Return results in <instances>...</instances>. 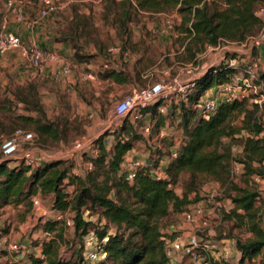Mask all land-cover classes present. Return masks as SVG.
I'll return each instance as SVG.
<instances>
[{
	"label": "trees",
	"instance_id": "trees-1",
	"mask_svg": "<svg viewBox=\"0 0 264 264\" xmlns=\"http://www.w3.org/2000/svg\"><path fill=\"white\" fill-rule=\"evenodd\" d=\"M135 1L137 10L148 13H162L177 7L182 17L178 33L184 35V41L188 40L186 47L191 58L206 46L240 42L257 35L263 27V20L257 11L264 7V0H221L212 3L207 0ZM123 51L125 49L121 48V53ZM74 57L77 62L83 61V56L79 54ZM114 73H110L111 76ZM232 74L233 71L222 64L210 68L204 76L193 81L194 86L188 91L186 102L172 99L180 101L176 116L180 118L182 136L176 157L165 169L166 179L156 180L146 169H140L130 184L120 174L126 154L134 148L136 141L141 140L137 133L141 122L131 124L124 119L119 127L111 131L114 142L109 147L105 141L108 134H102L94 141L97 155L90 159L93 168L84 177L71 175V165L64 160L45 162L35 167L23 161L15 166H10L8 160L0 161V209L23 205L28 211L35 196L51 195L54 209L59 212L70 209L75 213L74 229L82 242L90 233L91 226L84 220L83 211L99 208L115 233H108L107 226L94 233L100 241L107 238L102 246L106 256L97 264H169L165 243L169 236L162 233L166 220L199 201L196 191L201 184L216 182L221 186L231 185L234 194L226 199L233 204V208L224 218L242 234V238L233 240L239 253L238 264L250 263L264 250V205L255 187L232 185L231 173L236 163L243 167L245 184L253 177L264 178V139L260 136L264 126V109L261 110L264 101L259 103L264 95V73L259 75L261 91L253 94L250 100L222 103L208 118L198 115L194 109V104L207 90L228 82ZM27 95H37L33 86L27 89V94L18 89L17 102L25 106L33 104L30 111L41 115L43 120L24 115L19 116L20 120L33 124L38 136L59 140L60 134L54 123L44 120V113L36 99L29 100ZM163 102L167 103L160 100L154 105L159 106ZM236 120L240 124H235ZM159 122L163 123V117L159 118ZM242 134L244 139L236 138ZM223 139L230 140L224 144ZM234 144L241 147L239 153L233 152ZM182 175H188L190 182L187 189L178 195L173 187ZM65 181L75 187L72 198L62 187ZM44 231L50 233L51 238L36 243L41 252L29 256V264H82V245L68 259L60 254L65 243L62 222H46Z\"/></svg>",
	"mask_w": 264,
	"mask_h": 264
},
{
	"label": "rangeland",
	"instance_id": "rangeland-1",
	"mask_svg": "<svg viewBox=\"0 0 264 264\" xmlns=\"http://www.w3.org/2000/svg\"><path fill=\"white\" fill-rule=\"evenodd\" d=\"M16 1L22 3L19 8H23L24 17L30 20L27 18L25 10H27V8L38 9L39 0ZM54 1L56 4L63 6L62 11L55 13V18L65 21V26L62 30L73 37V45L78 51L81 49V52L84 54L87 50L94 48L101 55L100 59H93L97 63L100 62L101 59L108 60L109 57L106 54L108 48L111 46L118 45L122 49L126 48L131 50H133L135 46L137 49L141 50L142 53L146 54L145 63L147 66H151L152 76L149 77V85L158 81H164L166 84L179 72H183V83L196 81L204 76L210 68L220 66V64L216 65V63L210 62L208 58H203L202 56L205 50L211 46H206L200 52H196L195 57L191 58L190 53L187 51L188 47H186L189 45L187 44L188 40L184 41L182 39L184 35L178 33V26L182 17L177 7L167 9L162 13H148L137 10L135 0ZM213 1L220 2L221 0H207L208 3H212ZM5 11L6 7H4L3 1H1L0 21L6 16ZM6 17L7 24L9 20L13 21L11 15L8 14ZM33 21L39 24L43 20L36 18L33 19ZM138 36H140L139 39ZM191 49L194 50L195 48L192 46ZM17 54L18 52H13L0 56V141L2 140L3 143L5 139L11 138L16 130H21L25 134H31V138L18 140L15 151L10 154H4L1 143L0 154L2 158L0 161L8 160L11 162L10 166H12L20 161L24 162V157L26 155L37 163L64 160L68 161L71 165L69 172L71 175L84 177L88 173L87 164L92 156L91 149L90 147L86 149L87 153L82 151L73 153L72 148L74 143L76 141L89 140L94 142L102 134H108L105 141L111 144L114 142V135H112L111 131L115 130V125L121 124V119L115 118L111 112L110 102L107 101L109 93H105L108 97L105 95L103 104L97 109L90 106L91 91L89 85L79 86L78 93L83 95V99L85 100L83 104L77 102L80 101V99L78 100L75 94H70L72 92L56 91L54 92L53 99L48 97L43 98L40 96V92L42 89L46 90V86L38 77V74L34 73L28 76L23 82L16 79V68L14 66L17 64L14 60L23 58L21 55ZM212 54L213 52L211 55ZM226 55L228 58L231 56H243L241 52L235 53L232 51H229ZM83 59V61H86L87 56H84ZM18 64L19 67H22V62L20 60ZM30 86L35 88L37 95H27V98H29V100L36 99L44 113V120L52 122L56 126L60 134L59 140L38 136L34 130L33 124L20 120L19 116L23 115L43 120L41 115H38L35 111H30V108L34 107L33 104L25 106L16 100V92L18 89H21L22 93L27 94V89ZM260 91L261 88H258L257 94ZM263 101L260 103H263ZM167 104L168 103H166V105ZM169 104L172 110L170 113L166 111L163 113L157 112V115L165 116L168 119L172 118L174 115L176 116L178 114L176 108H178L180 104L179 99L171 101ZM162 105H165V103L163 102ZM263 105L261 110L264 109ZM158 123L159 120L157 119L156 124ZM235 124H240V121L236 120ZM152 131L153 130H151L149 136L146 137L140 135L137 130L141 140L135 142L134 148L139 149L142 142L145 140L150 141L155 134L154 131ZM241 137L244 139V134L236 138L241 139ZM229 140L230 139H223V143L227 144ZM169 144V141L161 144L162 149L160 150V154L156 152L147 157L152 160V165L156 166L163 157L168 158L166 147H168ZM92 147L94 148V145ZM234 147L236 149H234L233 152L239 153L241 151L239 145L236 146V144H234ZM165 148L166 151H163ZM124 170L125 168L123 166L122 172H124ZM231 179L232 185L241 188L255 187L258 191L260 183L253 177L249 180L248 184H245L243 171ZM259 180L261 179L259 178ZM189 182L190 179L188 175H182L177 184L173 187L176 194L181 195L184 190L187 189ZM62 187L64 191H66V194L71 191V194L68 195L70 198L74 196V186L69 185L66 181ZM215 193L221 194V196L226 199L228 195L234 194V191L231 185L221 186L216 182H205L201 184L196 191V195L200 199ZM260 198L261 203L264 205L262 200L263 196L260 195ZM39 199L41 200L42 207L47 211L45 216H42L39 212L36 213L33 206L30 207L28 211L27 207L23 205L18 207L6 206V208H9H5L8 211L4 212L6 215L4 216L5 218L0 233L7 236L9 241L23 244L26 248L28 247V250L31 252L22 255L3 252L0 254V264H25L29 256H32L33 253L40 254L41 248L36 246V243L42 240V231H44L45 223L54 221V214L58 211L53 208V196H39ZM61 213H63L65 218H71L75 214L70 209H66ZM83 218L85 221L91 223L90 233L87 235L95 236L94 233L96 231H101L106 226L108 228L106 230L108 233H115V229L107 224L99 208L84 210ZM63 225L65 243L61 246L60 254L63 258L68 259L73 252L82 245L84 238L81 242L76 236L74 227H68L64 223ZM184 226L185 227L181 229L183 232L187 229L185 224ZM59 227L60 226H58V228ZM208 231L210 236L214 239L228 240L231 244H234L233 240L235 238H242L239 229H234L231 222L227 221L224 217L218 218L216 215L210 220V228ZM55 233H57V231H55ZM165 234L169 235L167 232H165ZM259 258L260 261L257 262L254 260L255 263L264 264V253H260ZM229 264H237V262L233 259Z\"/></svg>",
	"mask_w": 264,
	"mask_h": 264
},
{
	"label": "built area",
	"instance_id": "built-area-1",
	"mask_svg": "<svg viewBox=\"0 0 264 264\" xmlns=\"http://www.w3.org/2000/svg\"><path fill=\"white\" fill-rule=\"evenodd\" d=\"M3 4L6 7V16L8 14L11 15L16 24L28 29L37 24V20H27L24 17L23 8H19L22 4L20 1L3 0ZM62 10L63 6L56 4L54 0H39L36 18L44 20ZM257 15L263 20V27L257 35L250 36L240 42H227L237 48L236 52L243 54L241 57H226L222 62V65L233 71L229 81L216 86L209 96L200 97L194 104L195 111L203 118L214 115L218 106L222 103L250 100L253 94H257L258 88L262 87V83L259 80L260 65L253 55L255 50L264 42V7L258 9ZM6 16L0 21V56L18 52L24 58L27 69L36 74L42 73L51 64L57 66L59 70L56 76L60 74L66 77L70 74L75 67V63L69 61L56 51L45 50L34 44H24L19 36L8 30ZM120 53L121 47L118 45L108 48V61ZM182 75L183 72H179L166 84L164 81H158L147 87L132 90L128 95L115 103L112 109L113 116L121 119V123L124 119H127L131 124H137L144 122L146 116L144 110L160 100L171 103L172 99L179 98L186 102L188 91L194 86V83L193 81L183 83ZM262 100L263 96L260 97L259 103ZM164 109V105L160 106L159 112L163 113ZM120 125H115L114 127L117 128ZM151 129L150 123H144L139 127L140 134L146 137L149 136ZM260 136L264 139V126ZM29 138H31V134H25L21 130H16L11 138L2 143L4 154H10L15 151L18 140ZM93 145L94 142L92 140L76 141L72 152L77 153L82 151L87 153L86 149L90 147L92 155L90 159H93L97 155V151L92 147ZM107 145L109 147L110 144L107 143ZM180 146L181 138L174 139L168 158L163 157L156 166L152 165V163L132 160L125 163L124 172H122L121 167V174L130 184L133 183L136 172L140 169H146L156 180L166 179L165 169L171 159L176 157ZM234 149L236 148L233 147L232 150L234 151ZM24 163L30 167L40 164L34 162L28 155L24 157ZM92 168L93 164L90 160L87 164V171H91ZM242 168V165L234 163L231 178L242 172ZM255 179L258 181L259 177H255ZM70 194L71 191L67 192V195ZM32 206L36 210V213L39 212L42 216L46 215L47 211L42 207L39 196L33 198ZM232 208L233 204L228 199L223 198L221 194L215 193L204 196L188 209L179 213V220L187 226V229L184 232L181 229L173 231L168 235L169 238H166V253L169 258V264H229L233 259L236 262V256L239 253L234 244H231L228 240L214 239L208 231L210 220L214 215L222 218L229 215ZM73 217L65 218L63 213L58 211L54 214V221H61L68 227H74ZM262 225L264 228V214ZM50 238V233L42 231L41 242L48 241ZM106 241L107 238L100 241L94 235H86L82 244V264H97L102 261L106 256L102 249ZM3 252L22 255L31 251L23 244L11 242L0 234V253ZM249 264L256 263L252 260Z\"/></svg>",
	"mask_w": 264,
	"mask_h": 264
},
{
	"label": "crops",
	"instance_id": "crops-1",
	"mask_svg": "<svg viewBox=\"0 0 264 264\" xmlns=\"http://www.w3.org/2000/svg\"><path fill=\"white\" fill-rule=\"evenodd\" d=\"M25 12L28 19H36L37 9L27 8ZM64 26L65 21L57 20L55 18V14L50 15L41 23L29 29L16 24L12 20H9L8 23V30L19 36L24 44H34L37 47L45 50L56 51L67 58L69 61L75 63L74 69L66 77H63L60 74L56 76L59 70L57 66L53 64L48 66L42 73L38 74V77L46 86V90L42 89V91L40 92L41 97H48L53 99L54 92L56 91L69 93L72 92L70 94H75V97L78 98V100L80 99V101L77 102L83 104L85 100L83 99V95H80L78 93L79 86L89 85L91 91L90 106L94 107L95 109L99 108L100 105H102L104 102V98L106 95L105 93L108 92L109 98L107 101L110 102V108L112 112L115 103L128 95L132 90L149 86V77L152 76V70L151 66H147V64L145 63L146 54L142 53L141 50L137 49L135 46L133 47V50L124 48L125 51L113 56L110 61H108L107 59H101L100 62L96 63V61H94L93 59H100L101 55L94 48L87 50L86 52H84V54L83 52H81V49H79L80 51H78V49H76L73 45V37L62 30ZM139 37L140 36H138V39ZM229 51L236 53L237 48H235L233 44L226 42L215 47H208L202 56L203 58H208L210 62L219 65L222 64L224 59L227 57L226 54ZM212 52L213 54L211 55ZM75 54H79L83 57L87 56V60L77 62L74 57ZM253 56L260 65V72L264 73V42L255 50ZM19 60L22 62V67H19ZM19 60H14V62L17 64L16 66H14L16 68V79L23 82V80H25L28 76L34 74V72L27 69L23 58H20ZM112 72H115L114 76H111L110 73ZM214 89L215 88H211L207 90L204 93L203 97L209 96ZM160 106L163 105H151L146 112L144 122L140 123L141 125H143L144 123L151 124V130H153L155 133L152 136V139L150 141L145 140L144 142H142L139 149L133 148L130 152H128L126 154L124 163H128L132 160H139L151 164L152 160L148 159L147 157L151 154H155L156 152L160 154V150L162 149L161 144H164L168 141L169 143H171V141H173L174 139L181 138L182 129L179 125L180 118L177 116H173L172 118L168 119L165 116L157 115ZM164 106V111H166L167 113H170L172 111L169 103L167 105L165 104ZM152 111H154V113H152ZM160 117H163V123L161 124L159 122L158 124H156V120H159ZM137 130L140 134L139 128H137ZM171 146L172 145L166 147L168 155L171 152ZM166 148L163 151H166ZM44 163L45 162H41L40 164ZM124 163L121 167L124 166ZM15 165L16 164H13L12 166ZM258 183H260L258 192L261 196H263L262 200L264 202V178L258 180ZM5 208L6 207L0 209V231L2 229V224L5 218L4 216L6 215L4 214V212L8 211L6 209L9 207H7L6 209ZM183 227L185 226L179 220V214H172V216H170L166 220L165 226L162 229V233L165 234V232H167L168 234H170V232L180 230ZM1 236L7 238V236H4L2 234ZM262 253H264V250ZM238 259L239 254L236 256L237 264ZM254 260L259 262V256ZM25 264H29V262L27 261ZM244 264L249 263L246 262Z\"/></svg>",
	"mask_w": 264,
	"mask_h": 264
}]
</instances>
